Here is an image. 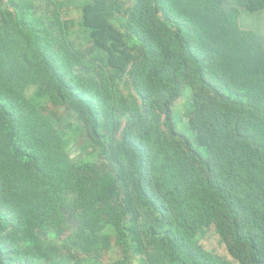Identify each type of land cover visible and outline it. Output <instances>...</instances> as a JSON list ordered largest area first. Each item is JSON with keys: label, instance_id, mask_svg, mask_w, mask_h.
<instances>
[{"label": "trees", "instance_id": "trees-1", "mask_svg": "<svg viewBox=\"0 0 264 264\" xmlns=\"http://www.w3.org/2000/svg\"><path fill=\"white\" fill-rule=\"evenodd\" d=\"M254 1L248 0L249 7ZM175 4L180 9L177 13ZM112 9L124 17L143 54L128 80L134 110L120 129L107 166L52 157L60 140L54 141L48 118L21 91L16 93L14 59L19 51L9 40L0 43V82L8 85V91L0 92V264H13L9 240L51 223L67 191L73 193V207L82 210L79 216L103 212L116 217L128 247L144 255L149 264L162 253L172 262L183 261L171 246V228L165 229L167 224L178 225L173 222L179 216L190 221L192 229L201 222L216 223L221 233L229 235V248L237 249L235 256L241 264H264V49L253 35L245 36L228 19L220 0H127ZM14 13L18 15V10ZM172 14L176 15L173 21ZM20 22L15 20V25L25 41L26 56L39 67L32 71L55 84L57 95L68 99L88 134L98 138L100 109L64 78L45 36ZM190 32L206 50L210 78L204 76L203 58L191 50ZM189 64L194 79L212 90L210 96L193 103L184 121L200 148L178 136L172 118L171 107L182 92ZM161 70L164 76L156 77ZM153 81L159 83L156 92ZM151 93L163 116L167 145L154 155L150 149L159 140L151 137ZM173 159L177 161L174 172L169 170L171 179L164 184L157 169L161 163L171 168ZM180 179L202 183L204 194L190 185L176 197L174 189L178 191ZM118 187L124 211L99 206L113 199ZM197 197L211 199L198 205ZM92 236H79L82 250L106 247V242Z\"/></svg>", "mask_w": 264, "mask_h": 264}, {"label": "rangeland", "instance_id": "rangeland-1", "mask_svg": "<svg viewBox=\"0 0 264 264\" xmlns=\"http://www.w3.org/2000/svg\"><path fill=\"white\" fill-rule=\"evenodd\" d=\"M220 1L228 19L233 20L231 22L238 30L245 36L253 35L264 49V0H255L250 7L248 0ZM125 2L127 0H0V43H7L9 40L19 51L14 59L18 68L14 73L19 86L16 93L21 91L22 96L30 99L31 105H35L52 125L54 141L60 140L52 157H65L74 162L83 159L86 161L84 164L97 167L109 164L110 152L118 140L120 129L134 110V99L130 95L128 80L130 71L143 54L136 38L129 32L124 17L112 9L114 4ZM15 9L18 10V15L14 13ZM173 10L176 13L180 10L177 4ZM175 17L174 14L169 16L172 21ZM17 19L24 26L37 28L39 33L45 36L53 45L57 68L64 78L76 92L90 97L100 109L101 127L98 138L88 134L86 126L77 118V112L68 99L57 95L60 91L53 87L55 84L46 82L39 71H32L36 68L39 70V67L26 56L25 41L19 32V25H15ZM193 36L191 33L188 37L191 50L203 58L204 76L210 78L206 67V61H209L206 50ZM62 60L66 62L63 63ZM161 71L156 77L164 76V70ZM152 83L156 92L159 83ZM7 86L0 82V92L8 91L5 90ZM211 91L194 79L193 66L189 64L182 92L171 108L178 136H185L196 148H200V145L184 121L193 103L199 101L201 96H210ZM153 94L151 93L150 98L152 112L149 114L153 124L151 137L152 140L159 141L152 144V155L167 146L163 142V116L154 106ZM179 139L176 138L177 143L180 142ZM171 161V168L161 163L157 169V174L164 184L171 179L169 170L174 172L172 166L177 162L174 159ZM190 185L197 186L204 194L202 183H187L180 179L178 191L174 189L176 197H179V190H184ZM162 192L166 194L164 187ZM64 197L55 207L58 214L52 217L53 220L50 224L47 223L45 228L27 236L20 237L17 234L9 240L10 260L13 264H23L25 261H31L33 264H149L144 255H136L128 247L129 242L122 233L120 223H115L116 217L103 212L79 216L82 210L73 207V193L67 191ZM167 198L176 200L175 196L167 195ZM210 199L199 197L198 205H201L203 200L209 202ZM213 203L217 212L215 200ZM99 206L105 210L123 212L122 188L118 187L113 199L103 200ZM173 224L178 225L167 224L165 229L171 228V246L183 261L172 262L166 258L167 253H162L153 264H241L239 257L235 256L239 254L237 249L229 248V235L221 233L216 223L201 222L192 229L189 225L191 222H185L183 217L179 216ZM86 234H92V238L106 242V247L85 252L79 245V236ZM190 250L197 255L196 258L193 259Z\"/></svg>", "mask_w": 264, "mask_h": 264}]
</instances>
